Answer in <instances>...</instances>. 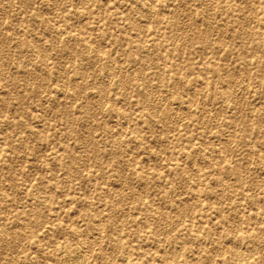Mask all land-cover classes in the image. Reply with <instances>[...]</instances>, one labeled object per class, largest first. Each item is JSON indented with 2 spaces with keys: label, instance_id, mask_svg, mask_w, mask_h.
<instances>
[{
  "label": "rangeland",
  "instance_id": "374dc122",
  "mask_svg": "<svg viewBox=\"0 0 264 264\" xmlns=\"http://www.w3.org/2000/svg\"><path fill=\"white\" fill-rule=\"evenodd\" d=\"M73 260L264 264V0H0V264Z\"/></svg>",
  "mask_w": 264,
  "mask_h": 264
},
{
  "label": "bare ground",
  "instance_id": "6f19581e",
  "mask_svg": "<svg viewBox=\"0 0 264 264\" xmlns=\"http://www.w3.org/2000/svg\"><path fill=\"white\" fill-rule=\"evenodd\" d=\"M149 6V5H148ZM151 11V10H150ZM152 12V11H151ZM120 84V83H119ZM223 99H225V98H223ZM227 101V100H226ZM206 233V232H205ZM201 238V237H200ZM79 250V249H78ZM236 251V250H235ZM249 252V251H248ZM78 255V254H77ZM79 256V255H78ZM65 257V256H64ZM240 257V256H239ZM71 258V257H70ZM76 258H78V257H76ZM75 258V256H74V258L73 259H76ZM84 257L83 256H81V259H83ZM246 258V257H245ZM249 258H250V256H249ZM72 259V258H71ZM85 259V258H84ZM67 260V259H66ZM69 260V259H68ZM80 260V259H79ZM245 259H243V261H244ZM249 260V259H248ZM74 261V260H73ZM234 261V260H233ZM71 263H72V261H70ZM75 262L77 263V261L75 260L74 261V263H72V264H75ZM79 262H81V261H79ZM66 263V262H65ZM81 263H83V262H81ZM85 263V262H84ZM67 264V263H66ZM68 264H69V262H68ZM80 264V263H79Z\"/></svg>",
  "mask_w": 264,
  "mask_h": 264
}]
</instances>
